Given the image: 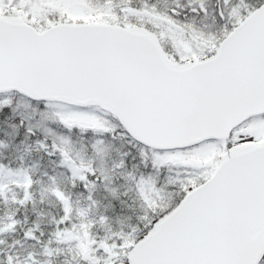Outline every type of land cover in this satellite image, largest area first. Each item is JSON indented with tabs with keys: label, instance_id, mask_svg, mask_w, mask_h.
Wrapping results in <instances>:
<instances>
[{
	"label": "snow or ice",
	"instance_id": "obj_1",
	"mask_svg": "<svg viewBox=\"0 0 264 264\" xmlns=\"http://www.w3.org/2000/svg\"><path fill=\"white\" fill-rule=\"evenodd\" d=\"M0 264H264V0H0Z\"/></svg>",
	"mask_w": 264,
	"mask_h": 264
}]
</instances>
